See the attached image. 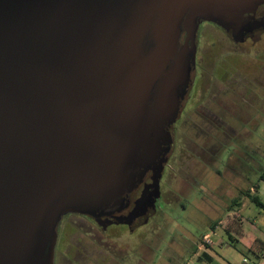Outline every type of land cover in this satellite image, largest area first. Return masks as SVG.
Listing matches in <instances>:
<instances>
[{"label":"water","instance_id":"1","mask_svg":"<svg viewBox=\"0 0 264 264\" xmlns=\"http://www.w3.org/2000/svg\"><path fill=\"white\" fill-rule=\"evenodd\" d=\"M264 0H0V264H53L63 215L97 216L166 156L192 55L182 25ZM174 64L171 65L174 60Z\"/></svg>","mask_w":264,"mask_h":264},{"label":"flooded vegetation","instance_id":"2","mask_svg":"<svg viewBox=\"0 0 264 264\" xmlns=\"http://www.w3.org/2000/svg\"><path fill=\"white\" fill-rule=\"evenodd\" d=\"M216 9L233 18L227 22L199 21L194 38L188 41L187 28L182 25L179 49L186 44V50L193 51L191 83L186 91L185 87L180 88V110L171 122H162V142L170 148L166 156L148 165L134 166L129 172L132 184L123 189L106 212L95 217L80 213L63 215L57 227L53 264H131L124 253L118 255L117 252H123L120 246L142 226L157 229L160 206L173 202L184 183L199 177L203 163L212 161L216 155L214 149L218 151L224 147L226 136L239 134L234 132V124L256 121L257 109L253 108H258L264 93L261 61L264 4L252 12L225 7ZM205 24L223 33L224 38L220 41L222 45L217 46L218 56L209 61L200 33ZM232 55L244 61L233 64L230 62ZM174 61L175 58L171 65ZM196 82H201L199 90H194ZM190 123L197 129L193 133L195 137L189 139L195 147L187 144L184 131ZM217 173H227V162ZM64 218H68L72 228L68 232V245L61 249L58 241ZM115 226L123 228L114 232V228L120 229Z\"/></svg>","mask_w":264,"mask_h":264},{"label":"rangeland","instance_id":"3","mask_svg":"<svg viewBox=\"0 0 264 264\" xmlns=\"http://www.w3.org/2000/svg\"><path fill=\"white\" fill-rule=\"evenodd\" d=\"M200 33L203 39L201 42L207 51L206 60L216 58L219 52L217 46L222 45L224 39L223 33L208 24L201 27ZM230 58L233 64L244 61L237 55H232ZM261 61L264 67V54L261 56ZM198 84L201 82L195 83L194 90H199ZM260 100L258 108H253L257 109L256 121L248 120L234 124V132L239 134L226 136L224 147L218 151L214 149L216 155L212 161L203 163L199 177L192 182L184 183L173 202L160 206V214L156 217L157 229L142 226L133 235L128 234L130 240L120 246L123 252H117L118 255L124 253L131 264H217L222 263L220 262L223 261L222 256L239 264L243 263L244 243L231 240L224 230V225L230 217L226 205L239 194V190L252 185H257L260 189L259 187L264 184V179H261L264 173V93ZM239 128L242 131L239 132ZM196 130L193 124L186 125L184 131L187 133L186 140L189 146L195 147V143L189 139L195 137L193 133ZM226 162L227 173L219 175L217 170H223ZM259 195L264 200V192L260 191ZM249 203L250 208L244 213L246 217L260 209L258 205L250 201ZM218 218H224L225 221L217 224L219 226L212 233L210 222ZM60 228L58 244L62 249L68 245V232L72 228L68 218L63 219ZM116 228L120 229L114 228V232L121 231L123 227ZM206 232H211L215 244L214 250L219 255L215 258L217 263L199 262L197 259L196 252H200L197 241ZM65 258L71 263L68 256ZM55 261L56 263L58 261L57 254Z\"/></svg>","mask_w":264,"mask_h":264},{"label":"crops","instance_id":"4","mask_svg":"<svg viewBox=\"0 0 264 264\" xmlns=\"http://www.w3.org/2000/svg\"><path fill=\"white\" fill-rule=\"evenodd\" d=\"M262 176V175H261ZM260 189H252L253 191H255L258 195L260 191L264 192V184L262 186L259 187ZM260 196V195H259ZM261 197V196H260ZM262 202L264 204V200L261 197ZM250 199L247 197H244L241 201V205L240 206H236L233 210H231L229 208V205L227 204V209L229 210V219L228 222L226 223V225H224V229L226 228V226H230L231 227V236L233 237V240H236L237 242H242L244 243V257L249 258L250 262L248 264H258L261 261H264V254L263 257L261 258V260H259L257 263H255L254 259L252 258V256H249L246 254V250H247V243L249 242V237L250 236H257L261 239L264 240V208L259 206V210H255V213L253 215H249V216H244V213L247 212L248 208H250V203L249 201ZM251 203H253L252 201H250ZM255 204V203H254ZM219 219V220H218ZM218 219H214L213 221L210 222V227H211V231L212 233L217 229V227L219 225L215 224V221L218 220V224L224 222L225 220H221V218ZM224 219V218H223ZM246 225H249V227H246ZM238 230V232L236 231ZM211 233V232H209ZM205 234H208V232H206ZM204 234V235H205ZM203 235V236H204ZM203 238V237H202ZM202 238H201V242H198V250H200V252H196V256L197 259L200 255L203 254V252L207 253L208 255H210L212 257L211 261L208 260H199L198 261H202L205 263H214L215 258H218L219 255L216 253V251L214 250V242L211 245H207V246H203L202 243ZM225 242H223L224 244ZM202 251V252H201ZM247 255V256H246ZM222 260L220 261L222 263H217V264H239L235 261L230 260L229 258H227L226 256H222ZM235 262V263H234ZM242 264H246L243 260H242Z\"/></svg>","mask_w":264,"mask_h":264},{"label":"trees","instance_id":"5","mask_svg":"<svg viewBox=\"0 0 264 264\" xmlns=\"http://www.w3.org/2000/svg\"><path fill=\"white\" fill-rule=\"evenodd\" d=\"M261 179H264V173H262ZM252 189H258L257 185H252L246 189H243L240 191V193L234 197L231 202L229 203V208L231 210H233L236 206H240L241 205V201L244 197H247L250 199V201H252L253 203H255L256 205L264 208V204L262 202L261 197ZM219 220V219H218ZM218 220L215 221V224H218ZM225 232L227 233V235L229 236V238L231 240H233V237L231 236V227L230 226H226V228L224 229ZM238 232V230H236ZM201 241V237L198 239L197 242ZM246 254L249 256H252V258L255 260L254 262L257 263L259 260H261V258L263 257L264 254V240L257 237V236H250L249 237V242L247 243V250H246ZM199 260H208L211 261L212 257L210 255H208L207 253L203 252L202 255H200L198 257Z\"/></svg>","mask_w":264,"mask_h":264},{"label":"built area","instance_id":"6","mask_svg":"<svg viewBox=\"0 0 264 264\" xmlns=\"http://www.w3.org/2000/svg\"><path fill=\"white\" fill-rule=\"evenodd\" d=\"M201 244H202L203 246H207V245H211V244H213L212 235H211L210 233L205 234V235L203 236V238H202V243H201ZM263 260H264V258H263ZM243 261H244L245 263H249V262H250L249 258H247V257H244V258H243ZM258 264H264V261H261V262L258 263Z\"/></svg>","mask_w":264,"mask_h":264}]
</instances>
